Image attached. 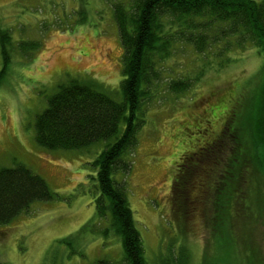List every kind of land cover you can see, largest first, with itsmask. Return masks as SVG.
Instances as JSON below:
<instances>
[{
  "label": "rangeland",
  "instance_id": "1",
  "mask_svg": "<svg viewBox=\"0 0 264 264\" xmlns=\"http://www.w3.org/2000/svg\"><path fill=\"white\" fill-rule=\"evenodd\" d=\"M134 1L0 0V27L14 41L0 87V169L23 163L57 194L0 225V264H92L100 258L126 264L119 237L112 229L102 232L110 227L109 220L95 218L99 189L94 161L102 144L52 151L37 143L35 122L58 85L70 77L97 81L121 100L124 47L115 8L122 4L131 11ZM165 20L167 27L180 29L177 19ZM229 40L200 52L176 39L160 64L162 78L153 88L152 102L144 107L132 170L128 176L118 175L126 181L149 264L161 263V256L169 258L170 249L178 255L181 248L188 264H264V177L257 178L260 192L250 196L245 187L241 204L231 206L230 215L228 208L215 213L205 202L185 220L173 215L175 162L189 144L219 131L216 123L207 135L203 134L207 122L199 125L202 133L194 126L219 98L227 97L214 117L228 109L236 93L247 92L245 140L250 145L256 139L257 157L264 159V116L254 121L250 106L264 56L252 43L239 47L235 41V46L227 44ZM3 66L0 45V71ZM189 77L197 80L186 92L169 89L173 79ZM250 178L245 180L251 183ZM196 193L203 195L199 187Z\"/></svg>",
  "mask_w": 264,
  "mask_h": 264
},
{
  "label": "trees",
  "instance_id": "2",
  "mask_svg": "<svg viewBox=\"0 0 264 264\" xmlns=\"http://www.w3.org/2000/svg\"><path fill=\"white\" fill-rule=\"evenodd\" d=\"M115 17L124 47L121 100H116L97 81L70 77L58 85L47 107L37 115L36 140L52 151L90 149L102 144L94 161L99 189L95 218L109 220L110 227L102 232L108 234L107 229H112L119 237L126 264H149L126 181L118 175L128 176L132 170V153L145 123L143 110L146 103L152 102L153 88L162 78L160 64L168 58L176 39L193 44L202 52L229 37L227 44L234 45L235 41L241 47L252 43L264 56V0H135L131 11L122 4L116 5ZM169 17L180 22V29L167 27L165 18ZM13 44L11 34L0 27L4 63L0 87L11 64ZM18 46L27 49L25 44ZM261 70V80L250 103L254 121L258 115L264 116V62ZM195 80L173 79L169 89L186 92ZM225 98L211 103L200 121L194 123L200 127L207 122L204 135L214 123L218 124L216 135L189 144L175 162L172 205L173 215L179 219L188 218L204 202L213 206L215 213L228 208L230 215L229 208L241 204L245 187L248 186L250 196L251 192H260L256 189L260 181L257 178L264 177V159L257 157L256 139L249 145L244 135L247 92L236 93L228 109L214 117ZM199 132L202 133L201 127ZM245 177H251L252 182ZM198 187L201 197L196 193ZM56 195L44 177L23 163L0 169V225L28 214L35 202L50 201ZM169 256L164 260L161 256L159 264H188L184 248L178 255L170 249ZM92 264L112 262L100 258Z\"/></svg>",
  "mask_w": 264,
  "mask_h": 264
}]
</instances>
